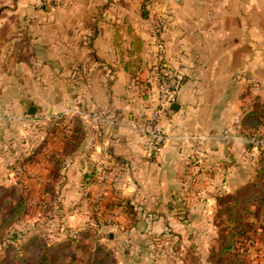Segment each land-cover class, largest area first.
Segmentation results:
<instances>
[{
	"label": "crops",
	"instance_id": "crops-1",
	"mask_svg": "<svg viewBox=\"0 0 264 264\" xmlns=\"http://www.w3.org/2000/svg\"><path fill=\"white\" fill-rule=\"evenodd\" d=\"M10 2L0 0V8L10 5L17 14L7 20L0 18V24L17 26L7 38L0 35V45L7 41V46L0 49V154L13 127L10 114L39 113L37 108L33 114L28 113L33 104L52 115L51 107L36 103L39 98L33 96L31 83L47 88V74L71 73V104L61 97L54 102L55 109L63 114H67L66 106L74 105L70 117L78 118L84 129L82 141L63 166V180H78L74 183L80 185L76 188L78 196L70 198L77 205L71 214L81 215L85 221L73 227L102 216L97 218L101 221L97 222V232L112 220L129 228L131 234L189 231L192 223L185 224L173 215L172 195L180 189L182 180L192 179L191 162L214 165L218 164L216 160L226 159L232 174L239 164L240 139H234V122L229 124L239 84L245 78L252 87L264 84V0H56L52 5L40 0ZM230 6V18L220 15V10ZM257 15L263 16L262 24ZM208 57H217L211 72L217 69L226 75V84L232 83L231 88L224 89L225 84L216 92L220 99L230 93L228 107L218 114L211 112L212 118L229 119L226 138L222 127L218 133L205 132L199 130L203 126L190 123L199 120L202 108H206L199 97L205 85L199 81L205 77L201 58ZM257 68L262 76H256ZM37 72L44 75L36 76ZM160 72L168 79L160 78ZM199 72L202 76L197 75ZM172 74L179 77L178 90L160 104L168 106L155 123L163 141L152 148L147 144L145 124L154 109L146 107V100H142L145 96L134 97V89L169 88L174 81ZM55 80L54 89L64 88L63 77L56 76ZM43 98L42 103L48 104ZM135 100L142 102L141 108L134 107ZM173 102L178 104L177 110L170 109ZM196 132H204L208 140L195 150L196 144L187 135ZM8 165L0 155V173L8 175L0 180H10ZM86 180H103L101 186L107 188L103 199L94 201L99 184L93 182L86 187ZM86 191L90 193L88 199L84 197ZM143 193L147 194L143 195L145 203L139 202ZM117 197L138 204V209L133 207L137 215L134 222L118 206L108 211L107 203ZM115 209L121 215L111 219L109 214ZM189 210L192 212L191 206Z\"/></svg>",
	"mask_w": 264,
	"mask_h": 264
},
{
	"label": "rangeland",
	"instance_id": "rangeland-1",
	"mask_svg": "<svg viewBox=\"0 0 264 264\" xmlns=\"http://www.w3.org/2000/svg\"><path fill=\"white\" fill-rule=\"evenodd\" d=\"M54 1L55 0H46V2L50 5L54 4ZM225 1L231 2L232 0ZM2 2L6 4L11 3L10 0H2ZM220 12V15H223V17L230 18L231 6L220 10ZM13 15L17 16V14L13 12V8H11L10 5L8 8H0V18L7 20L8 18L13 17ZM257 21L258 23L262 24L263 16L257 15ZM16 27L17 26H11V23H1L0 35L7 38L11 32H14L17 29ZM0 46V49H4L5 46H7V41H5V43ZM261 50L262 49L258 51ZM201 59H203V62L200 63V66L202 68L201 70L204 71L203 75L205 77L199 82L205 86L204 88L200 89L199 97L205 103L206 108H202V114L199 120H193L190 121V123L191 126L194 127L196 124L203 126L204 129L199 130L205 132L211 131L218 133L220 131L219 127H222V131L224 132V136L226 138L227 136L225 131L228 128V125L226 124L229 122V119L226 121L225 116L224 118L217 117L216 119L214 116L213 118L211 116L213 114L211 113L212 111H216L218 114L220 111L222 112V110H225L224 108L228 107V104L231 102L229 92H226L227 95L221 99L219 97L217 98L216 96V92L219 91V88L225 86L226 84V75L223 74V76L222 73L217 71V69H213L211 72L210 66L214 65L213 62L217 60V57ZM217 68L219 69V67ZM35 75L40 76L44 74L37 72ZM47 75L49 83L48 87L43 88V86H37L34 84V82H32L31 92L35 98H39L35 100L37 104L41 103L43 106L51 107L52 115H47L42 110H40L38 105L36 107L33 104L31 105L34 106L35 111L37 108L39 113H35L32 116H27L24 113V115L20 113L10 114L9 119L13 127L11 132H9L10 137L7 138L5 142H3L4 145H1L2 149L0 155L7 164L10 163L11 158H13L12 156L17 159L20 157L21 159L18 161L16 159L13 160L15 170L9 172L10 180H0V217L8 214V212H10L14 206H17L19 200L24 201V208H26L25 212L20 213V219L6 229L3 237V243L0 244V257L6 255L4 260L7 264H87L86 260L89 258L90 249L95 246V241H90L89 237L83 240L85 247H81V244H71L67 246V239L65 238L66 234L63 231L64 226L68 225L73 227L75 226L73 224H76L77 222L82 223L85 221V218L81 217V215L76 217V215L71 214L74 212L73 208H77V205L74 204L70 198L71 195L75 197L78 196L76 194V188L80 187V185L78 182L74 183L78 180H64L62 189L58 193V197L63 204L61 207V212L64 215L59 219H52V221L47 222L51 217L56 215L57 207L54 201L50 200L49 202V199L46 201L47 199L43 198L45 193H43L41 190L42 184L44 180L48 178L46 176L48 170L47 172H44V169L50 168L49 155L52 154L53 151L59 150L62 147L63 142L61 141V144L59 142L60 138L57 139L56 136L52 137V135L49 134V131L46 130L44 124L36 125L38 123V119L36 118L41 117V122H45L46 119L44 118L48 117L49 120L46 121L48 122V125H51V123H49V121L52 122L51 119L54 120L59 115L64 116V119L61 121L62 125H58V128L63 132H66V130L70 129L72 126L70 116L71 110L74 106H66L64 110L67 111V114H63L62 110L55 109L57 105L54 102V100L58 97L69 99V103L71 102V99L73 98V90L71 89L70 84L72 74L49 73ZM197 75L202 76L200 72ZM56 76L64 78V88L61 87V89H54L53 82L56 81ZM256 76H262V73L258 71ZM246 82L247 80L245 78L243 83L239 84V97L233 106L234 113L233 116H231L229 127L231 123L234 122V132H236L235 124L238 121V117L243 114L242 110L249 109L255 100V97H259V101L264 100V84L255 83L252 87L251 84H247ZM226 85L227 86L224 89L227 87H232V83H228ZM151 87L152 88L150 89H146V87L143 89H139V87L134 89V97L145 96V98H142V100H146V107H153L152 109H154V111H151L152 114L154 115L157 112V118H159V114L161 111H163V105L160 106V104L161 102L163 103L166 100L172 98L169 97L171 90L169 88L157 89V87ZM43 96L45 97L43 98L45 99L44 101H48V104L46 105L42 103ZM212 102H215V105L211 106ZM134 104L135 108L142 107L141 101L138 103L135 100ZM208 113L209 118L207 119L206 115ZM138 125L139 123L136 125V128H138ZM180 125L181 124H179V127ZM192 134L196 135L200 133L196 132ZM202 134L205 133L203 132ZM233 135L235 136L234 139L237 138L236 142L239 139L242 140L241 142L239 140L242 153L247 151L246 145L248 143L249 146L253 145V142L258 143V146L264 145L263 137L251 140L248 138H243L237 133H233ZM10 139H13V141L9 145L8 143ZM191 143L196 144L193 141H191ZM252 153L254 160H256L258 163L259 157L261 155L259 149L257 150L256 146H254L252 149ZM193 154L197 153L194 152ZM32 155H34L33 158L29 159V157ZM244 155L245 154H241L240 156L238 166L239 172L237 173L234 180L233 177L231 178L230 176H228L227 180H221L222 175H220V173H224V168L220 167L219 164L213 165L216 174L219 175L216 177L214 176V180H208L209 177L204 172L201 171L200 173H195L196 165L192 164L191 162V165L193 166L191 167L190 173L191 177L194 176L195 179L192 180L191 190L189 192H191V199H193L194 202H199L196 203V205L198 204L197 206H192V212H194L196 216L193 219L190 227L191 229L189 231L184 233H176V235L169 236L168 238L162 237L157 246L156 243H151V241L149 242V239H146V237L143 235L134 233L130 235L129 243L131 244L129 250L127 253H124L122 252V249L127 247V244L125 243L126 238H124L125 232L122 233L118 227H114L113 225L109 226V231L111 230V232H114V237L112 240L108 239V241L105 237H102L100 242L105 246V248L112 249L110 250V253L114 254L113 256H116L114 257L117 262L115 264H212L209 260L211 251L210 246L216 243V239L219 238V233H222V231L219 230L220 228L227 226L230 227V221L228 219V215L225 213V210L224 213L219 214L217 213V209L219 207L228 206L231 201L230 199H224L223 201L226 200V202L219 204L215 198V195L218 192H220V194H231L232 192L238 194L240 204L235 208L236 211L234 212V216L236 218H239V216L242 217L240 224H242L246 233L249 234L247 242L250 244V255H248L247 259L250 260L249 262L251 264H264V200L259 203V200L264 193V169L259 173L260 178H258V180H261V182L254 184L255 182L253 180V177L256 175L254 171L256 169L258 170L261 166H264V161L262 160V162H260L258 165L256 164L254 166H250V162L253 160H249V158L247 159V156ZM46 156L48 157L47 159ZM61 173H63L62 170ZM5 174L7 175L6 172H1L0 177H5ZM217 177L219 178L217 179ZM205 178L208 179L205 180ZM98 181L99 182L97 183L99 185L94 191L95 194L93 196L95 202L103 199L102 196L107 191V188L101 186L103 180ZM185 181L186 180H182L181 182ZM188 187H190V185ZM91 188L93 187L91 186ZM82 194L83 193H81V195ZM143 195L147 194H141L139 196L141 200L139 198L138 199L139 202L145 203L144 199L146 197ZM194 202H192L191 205H193ZM135 204L134 207L138 206V204ZM75 205L76 207H74ZM80 208L81 210H84V206L80 205ZM136 208L138 209L139 206ZM49 209L50 213L47 214ZM206 209L208 211H206ZM205 211L206 213L202 215ZM79 212L80 210L77 211V213ZM118 213V209H115L109 214V216L111 219L119 218L121 214ZM66 215L68 217H65ZM107 219L108 217L106 220ZM57 226L59 228H57ZM54 232L59 233L58 237L60 238V241L58 244L61 245V247L59 248L58 252H53L51 255L53 257L57 254L59 256L58 259L55 262L48 263L42 257V253L44 251L30 245V238H32L35 234L41 233L52 235ZM108 260L110 259H107L103 264H113Z\"/></svg>",
	"mask_w": 264,
	"mask_h": 264
},
{
	"label": "trees",
	"instance_id": "trees-1",
	"mask_svg": "<svg viewBox=\"0 0 264 264\" xmlns=\"http://www.w3.org/2000/svg\"><path fill=\"white\" fill-rule=\"evenodd\" d=\"M43 4H48L46 2V0H40ZM54 4L56 3V0L53 2ZM161 69L163 70L162 66ZM160 78H167L166 74H164V72H160L158 73ZM171 76H173L174 81L173 83L170 85L169 89L171 90V93H169V97H173L176 94V91L178 90V84L180 82L179 77L176 76V74H172ZM179 81V82H178ZM168 111V106L163 107V112H167ZM245 111V112H244ZM242 115H240L238 117V121L236 122L235 126H236V133L238 135H240L243 138H248L251 140H255L256 138H264V100L259 101V97H255V100L253 101L251 107L247 110H242ZM64 116H57L54 120H52V122L49 121V123H51V125L45 124L44 121L41 122V117L36 118L38 119V123L36 125H43L45 126L46 130L49 131V134L53 136H58L57 139H59V142L61 143V141L63 142L62 147L56 151H53L52 154H50V168L48 169V173H47V179L44 180L43 184H42V191L43 193H45V195H43V198L47 199L46 201L49 202L54 201L55 205L57 207V211H56V215L51 217L47 222L52 221V219H59L61 217H63V213L61 212L62 209V202L58 197V193L60 192V190L62 189V186L64 184V172L61 173V170L63 171V166H65V162L67 160V158H69L72 155L73 150L79 145V143L82 141L83 139V133H84V129L83 126L80 122V120L78 118H73L71 119L72 122V126L70 129L66 130V132H63L61 129L58 128V125H62L61 121L64 119ZM240 118V119H239ZM54 122V123H53ZM60 122V123H59ZM59 129V130H58ZM62 139V140H61ZM13 140V139H12ZM12 140H9V145L11 144ZM208 140V139H207ZM206 140V142H207ZM242 140H240L241 142ZM62 144V143H61ZM259 144L256 142H253V145L249 146V143L246 145V152H243L241 154H245L244 156H247V159L249 158L252 159L253 161L250 162V166L251 165H258L260 164V162H262V160L264 161V145L263 146H258ZM254 146H256L257 150L259 149L260 152V157L258 160V163L256 160H254V156L252 153V149L254 148ZM36 150V149H35ZM244 151V150H243ZM38 152V150H37ZM36 154V153H35ZM34 155L30 156L29 159H32ZM14 158V156H12ZM262 157V158H261ZM11 158V161L8 165L9 169L11 171H14V163L13 160H19L21 159L20 157L17 158ZM240 160V158H239ZM23 163V162H22ZM196 165V172L195 173H200L201 171L204 172L206 175H208V177L210 179H213L214 176L216 177L219 174H216L215 169L213 168V165L210 163L205 164V162L201 163V165H199V163L197 162H193ZM216 163L219 164L220 167L224 168V178L226 179V177L229 175H231L230 177L234 178L236 177L237 173L239 172L238 166H235L234 168V173L232 174L231 170H229L228 167H231V163L226 160V159H218L216 160ZM24 165V164H21ZM264 166H261L258 170L256 169L254 171V173H256V175L253 177L254 180V184H258V182H261V180H258V178H260L259 173L262 172V170ZM221 175V174H220ZM194 179V176H192L191 180H186L185 182H181L180 183V189L178 188L176 191L173 192L172 195V211H173V215L174 217L181 221L184 222L185 224H191L192 220L195 218V216H191L192 212H190V206L192 208V206H196L197 202H194L193 199H191V192H189L191 190V184H192V180ZM86 184L85 186L89 185L90 183L93 182H97V180H86L85 181ZM190 185V187H188ZM86 186V187H87ZM182 188V189H181ZM225 195V196H224ZM90 196V193H85L84 197L86 199H88ZM216 201L219 204H222L224 199H230V204H228V206L226 207H219L217 209V213L222 214L225 213L228 215V219L230 221V227H223L220 228L219 230L222 231V233H219V238L216 239V245H212L210 246V255H209V260L210 263L212 264H251L247 259L248 255H250L249 252V247L250 244L247 242V239L249 237V234L246 233V231L244 230L242 224H240V220H241V216H239V218H236L234 216V212L236 211L235 208L237 207V205L240 204V199L238 197L237 193L232 192L231 194H220V192H218L215 195ZM44 199V200H45ZM264 200V193L263 196L260 198L259 203L262 202ZM243 201V200H242ZM194 202L193 205H191V203ZM24 201L19 200L17 206H14L10 212H8V214L0 217V244L3 243L4 240V234L5 231L8 227H10V225L14 224L16 221H18L20 219V216L22 212H25L26 208H24ZM118 206L121 208V211H123L124 214H127V216L129 217L131 223L134 222L136 220L137 215L134 213V205L129 203L128 200H122L120 198L117 197V199H115V201H111L110 203H107V209L108 211L112 210L113 207ZM49 208V207H48ZM50 213V209L47 212V214ZM92 213V212H91ZM95 220L90 219L89 222H87L88 224H85L82 227H70V226H64L63 227V231L66 234L65 238L67 239V246L68 245H82L81 247H85L83 240L88 238L90 239V241H95V246L90 249L89 252V258L86 260L87 264H103L107 259L109 262L115 264L116 259L113 256L114 254L110 253V250H112L111 248H105L104 245H102L101 238L105 237L106 240H112V238L114 237V232H111V230L109 231V226L113 225L114 227H118L119 230L124 233V238L125 239V243L127 244V247H124V249H122V252L127 253L130 247V235L131 232L129 231V228L127 229V227H120V224L117 221H111L110 224H108L109 226L104 227L101 231L97 232V228L100 226V223L97 222H101L99 220H97V218H101L102 216H95ZM106 220V218H102V221ZM130 223V224H131ZM57 228H59L57 226ZM58 230V229H56ZM104 233V234H103ZM57 232H54V234L52 235H47V234H35L32 238H30V245H32L33 247L37 248V249H42L44 252L42 253V257L43 259L50 263V262H55L58 259V255L56 254V259L55 257L51 256L53 252H58L59 248L61 247V245H59V237H58ZM143 235V234H142ZM176 235V233L174 231L165 229L164 231L160 232V233H149V234H145L143 235L144 237H146V239H149V242L151 241V243H156V246L159 244V241L161 240L162 237H169V236H173ZM128 238V239H127ZM91 242V243H92ZM100 242V244H99ZM93 244V243H92ZM91 244V245H92ZM90 245V247H91ZM30 246V247H32ZM53 259H51V258ZM6 255H3L0 257V264H7L5 262Z\"/></svg>",
	"mask_w": 264,
	"mask_h": 264
},
{
	"label": "built area",
	"instance_id": "built-area-1",
	"mask_svg": "<svg viewBox=\"0 0 264 264\" xmlns=\"http://www.w3.org/2000/svg\"><path fill=\"white\" fill-rule=\"evenodd\" d=\"M158 114H154L151 118L148 119L147 123L145 124V127L148 128V139H147V144L148 146L152 148H156L157 146H160L162 141H163V136L161 132L159 131V128L155 126L156 118ZM157 124V123H156ZM187 137L192 140L193 142L196 143L194 146V149H198V146L200 143H202L205 140V135L200 133V134H188Z\"/></svg>",
	"mask_w": 264,
	"mask_h": 264
},
{
	"label": "water",
	"instance_id": "water-1",
	"mask_svg": "<svg viewBox=\"0 0 264 264\" xmlns=\"http://www.w3.org/2000/svg\"><path fill=\"white\" fill-rule=\"evenodd\" d=\"M178 104L176 103V102H173L171 105H170V109L171 110H177L178 109ZM34 111H35V109H34V106H29L28 107V113L29 114H33L34 113Z\"/></svg>",
	"mask_w": 264,
	"mask_h": 264
}]
</instances>
